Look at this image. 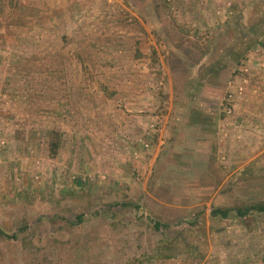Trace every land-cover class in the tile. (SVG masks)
<instances>
[{
    "label": "rangeland",
    "instance_id": "obj_1",
    "mask_svg": "<svg viewBox=\"0 0 264 264\" xmlns=\"http://www.w3.org/2000/svg\"><path fill=\"white\" fill-rule=\"evenodd\" d=\"M259 204L264 0H0V264H264Z\"/></svg>",
    "mask_w": 264,
    "mask_h": 264
},
{
    "label": "trees",
    "instance_id": "obj_2",
    "mask_svg": "<svg viewBox=\"0 0 264 264\" xmlns=\"http://www.w3.org/2000/svg\"><path fill=\"white\" fill-rule=\"evenodd\" d=\"M235 211L238 217H245L251 212L264 213V204H259L256 206H251L246 209H226V210H214L213 215L216 217H221L222 219H228L230 213Z\"/></svg>",
    "mask_w": 264,
    "mask_h": 264
},
{
    "label": "crops",
    "instance_id": "obj_3",
    "mask_svg": "<svg viewBox=\"0 0 264 264\" xmlns=\"http://www.w3.org/2000/svg\"><path fill=\"white\" fill-rule=\"evenodd\" d=\"M253 102V101H252ZM251 102V104L250 105H253V103ZM251 113H253V112H251ZM258 128V127H257ZM249 136V135H248Z\"/></svg>",
    "mask_w": 264,
    "mask_h": 264
}]
</instances>
